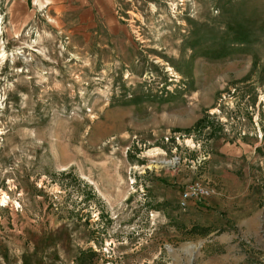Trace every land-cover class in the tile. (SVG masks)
<instances>
[{"label": "rangeland", "instance_id": "374dc122", "mask_svg": "<svg viewBox=\"0 0 264 264\" xmlns=\"http://www.w3.org/2000/svg\"><path fill=\"white\" fill-rule=\"evenodd\" d=\"M0 264H264V0H0Z\"/></svg>", "mask_w": 264, "mask_h": 264}, {"label": "built area", "instance_id": "2783aa9c", "mask_svg": "<svg viewBox=\"0 0 264 264\" xmlns=\"http://www.w3.org/2000/svg\"><path fill=\"white\" fill-rule=\"evenodd\" d=\"M209 194H210L209 188L201 184L191 185L190 188L184 191L183 197L181 199V205L186 207L188 201L192 199L193 197H199V196H204V195H209Z\"/></svg>", "mask_w": 264, "mask_h": 264}, {"label": "bare ground", "instance_id": "6f19581e", "mask_svg": "<svg viewBox=\"0 0 264 264\" xmlns=\"http://www.w3.org/2000/svg\"><path fill=\"white\" fill-rule=\"evenodd\" d=\"M2 56H4V54H2Z\"/></svg>", "mask_w": 264, "mask_h": 264}]
</instances>
